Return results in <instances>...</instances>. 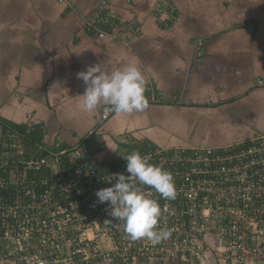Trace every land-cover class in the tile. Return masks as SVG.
<instances>
[{"label":"crops","instance_id":"obj_1","mask_svg":"<svg viewBox=\"0 0 264 264\" xmlns=\"http://www.w3.org/2000/svg\"><path fill=\"white\" fill-rule=\"evenodd\" d=\"M102 7L118 24L99 38L85 20ZM95 64L138 66L149 107L104 121L102 106L80 110L77 73ZM261 78L264 0H0V117L38 129L25 151L52 174L54 156L80 143L106 173L133 151L245 142L264 133Z\"/></svg>","mask_w":264,"mask_h":264},{"label":"built area","instance_id":"obj_2","mask_svg":"<svg viewBox=\"0 0 264 264\" xmlns=\"http://www.w3.org/2000/svg\"><path fill=\"white\" fill-rule=\"evenodd\" d=\"M63 2V0H58ZM105 10V12H102ZM105 8L85 20L89 33L103 38L98 23L118 24ZM264 84V78L258 80ZM114 111L103 105L100 119ZM0 122V256L21 264H264V133L222 148L154 147L141 155L170 171L176 197L165 200L140 185L167 208L158 228L168 239L153 244L131 240L108 202L96 192L127 175V161L106 173L80 143L54 156L50 172L44 155L32 156L17 132ZM45 167L48 172H44ZM41 190H38V189Z\"/></svg>","mask_w":264,"mask_h":264},{"label":"clouds","instance_id":"obj_3","mask_svg":"<svg viewBox=\"0 0 264 264\" xmlns=\"http://www.w3.org/2000/svg\"><path fill=\"white\" fill-rule=\"evenodd\" d=\"M77 77L86 85L84 93L79 95L78 108L82 111L92 113L107 105L117 114L130 115L149 107L145 96L146 77L134 64L115 70L95 64L78 72ZM124 157L127 175L113 174L111 186L97 190L96 196L99 203H109V215L122 222L131 240L145 239L158 244L170 236L169 231L158 228L167 208H162L156 199L145 194L140 185L149 186L165 200H174V177L170 171L151 163L150 156L133 151Z\"/></svg>","mask_w":264,"mask_h":264},{"label":"trees","instance_id":"obj_4","mask_svg":"<svg viewBox=\"0 0 264 264\" xmlns=\"http://www.w3.org/2000/svg\"><path fill=\"white\" fill-rule=\"evenodd\" d=\"M102 12H105V10H103ZM98 26L104 30V31H110L113 29V24L110 23H104V22H100L98 23ZM0 122L3 125V129H5V127H10L14 132H17V134L20 136L21 141L24 143V145L29 146L28 143H38L41 140V137L39 136V131L38 129L34 126L33 128H29V126H25V125H19V124H15V123H8L2 120V118L0 117ZM43 169H46L45 167H43ZM42 173H46V172H42L40 171L39 174ZM9 192H7L6 190H0V195L8 198Z\"/></svg>","mask_w":264,"mask_h":264},{"label":"rangeland","instance_id":"obj_5","mask_svg":"<svg viewBox=\"0 0 264 264\" xmlns=\"http://www.w3.org/2000/svg\"><path fill=\"white\" fill-rule=\"evenodd\" d=\"M98 148H101V146H98Z\"/></svg>","mask_w":264,"mask_h":264}]
</instances>
